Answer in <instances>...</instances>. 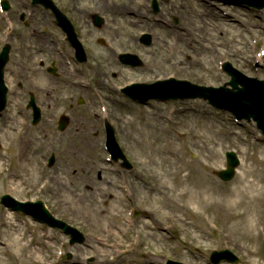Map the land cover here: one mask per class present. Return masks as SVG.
<instances>
[{
	"label": "rangeland",
	"instance_id": "rangeland-1",
	"mask_svg": "<svg viewBox=\"0 0 264 264\" xmlns=\"http://www.w3.org/2000/svg\"><path fill=\"white\" fill-rule=\"evenodd\" d=\"M8 1L12 11L23 10L24 7L40 10L32 8L30 0ZM134 1L131 7L136 11L140 8L143 13L159 16L173 27L168 29L153 23L130 26L116 17L113 22L109 20V50L141 54L147 60V70L132 72L120 68L115 63L116 56L110 51L103 50L102 53H109V58L114 59L116 64L109 68V78L112 79L109 87L112 90L108 94L109 104L105 103L109 109V122L114 127L117 142L134 167L128 170L122 167L121 162H107V153L103 148L105 134L101 120H96V116L102 118L105 110L92 94L90 101L77 107L79 111L69 112L67 105L65 108L49 109L48 117L53 118L49 120L46 117L37 126L26 118L25 109L10 106L0 115V155L9 158V169L20 177L21 183L14 186L12 181H0V224L11 217L20 230L27 231L29 239L36 241L44 234L45 241L52 247L43 254L47 262L52 261V257L56 264H168L169 261L212 264V254L225 249L240 258L238 264H264V136L256 124L247 121L238 123L233 114L218 111L199 99L162 101L143 106L131 103L118 90L127 82H154L156 77L165 80L170 76L180 82L222 87L231 80L221 70L222 63L227 62L245 76L264 81V9L202 0L209 10L205 14L202 9L194 11L196 4L192 0H188V4L183 2L186 11L181 8L179 0H157L160 11L154 13L153 0ZM56 2L73 5L82 11L98 9V0ZM122 2L126 3V0ZM36 15L43 18V13L36 12ZM16 21L18 27L15 34H21L27 42L31 38L30 33L35 32L37 27L31 24L30 28H24L18 15ZM47 28L48 32L43 37L57 40L58 29L54 25ZM2 30H5V25L0 20V46L4 39ZM141 33L153 36L152 47H144L132 37ZM96 35H99L98 32ZM90 45L97 55H101L102 49L94 39ZM257 57H262L263 61L257 62ZM111 72L117 76L112 78ZM186 108L192 110L186 111ZM63 112H68L71 118L66 135L58 131L53 120H58L57 116ZM163 137L166 142L173 141L176 145L175 159L158 150L166 145L161 141ZM227 151H236L241 159L231 182H223L217 175L226 167ZM17 152H20L19 157L15 156ZM51 153H55L57 163L54 168L48 169L45 160ZM172 163L175 165L172 171L180 168L184 170L183 174H190L192 181L197 180L199 175L211 179L215 195L209 196L200 209L201 218L207 223L190 213L173 210L162 197L149 195L137 186L133 187L135 189L129 200L124 197L122 186L125 183L152 182L150 178L160 171L158 167L166 171ZM247 168L253 171L248 181L257 183L258 179L263 180L260 184L263 188L251 192L260 199L256 211L261 224L258 230L262 235L255 242L249 237L244 222H238L230 214L233 212L230 205L235 200L234 192L238 186H243L238 181ZM162 171L160 175L164 176ZM91 182L94 183L92 188L97 190L85 195L82 187ZM41 186L45 187L44 190ZM104 188L109 189V194L101 190ZM4 194L20 202L44 201L56 218L83 234L84 243L70 245L69 237L61 230L49 228L30 216L4 207L1 203ZM142 206L157 208L161 215L156 216L153 210H149L146 217ZM100 209L109 210L108 215L102 214ZM117 215L121 217L115 218ZM150 215L161 225V231L143 224ZM253 216H250L252 221ZM170 224L173 228L168 229ZM1 225L0 235L4 229ZM6 240V237L0 236L1 246L7 243ZM107 241L109 248L104 244ZM255 248H260L256 258L251 255Z\"/></svg>",
	"mask_w": 264,
	"mask_h": 264
},
{
	"label": "bare ground",
	"instance_id": "bare-ground-1",
	"mask_svg": "<svg viewBox=\"0 0 264 264\" xmlns=\"http://www.w3.org/2000/svg\"><path fill=\"white\" fill-rule=\"evenodd\" d=\"M123 1V0H122ZM121 0H117L118 3L115 4L113 1L111 4H109V0H99L97 6L99 7V10L104 9V12L108 13L109 16L111 14L112 18H110L111 22L115 21L114 18L118 19L119 21H124L123 23L128 24L130 26H133L134 24H143V25H149V23H153L155 26H161L164 25V27L168 29H173V27L170 25V22H167L163 19H161L159 16L154 17L151 16L149 13H143L142 10L139 8V10H135L133 7H131L134 4V0H126V3H123ZM159 1V0H158ZM162 2H165V0H160ZM167 1V0H166ZM171 1V0H168ZM181 1V8L186 11V6L183 4V2L188 4V0H179ZM196 4L195 12L200 11L201 9L208 13L207 5L205 2L203 3L202 0H192ZM202 2V3H201ZM190 3V2H189ZM183 4V5H182ZM111 6V8H109ZM189 6V5H188ZM112 11V12H111ZM212 11V10H210ZM213 12V11H212ZM211 13V12H209ZM101 14V13H99ZM213 14V13H212ZM264 14V13H263ZM135 41L140 42L142 38V33L133 35L132 36ZM111 55L118 57V55L124 53V51H120L117 49H111L109 50ZM263 61L262 57H257V62L261 63ZM186 111H191L192 109L186 108ZM201 111H196V113ZM202 114V113H201ZM21 132H19L20 134ZM182 136V135H181ZM160 140V139H159ZM162 142H165L166 145L163 148H159L158 150L162 151L164 155H168L175 159L177 157V152L175 151L176 145L173 143V141L166 142L165 137L161 138ZM159 144V143H158ZM8 144V146H10ZM145 145V144H144ZM147 147H149V142L147 141ZM157 145V144H156ZM146 146V145H145ZM163 146V145H162ZM19 151V150H18ZM20 152H17V155L15 156L19 157ZM21 160V157L20 159ZM174 163L169 166L168 170L162 171V167L160 168V171H162V174H165L164 176L160 175V171L156 172L155 175L151 176L152 182L149 181H141L137 184H126L125 186H122L123 195L126 197V199H130L133 190L135 186L142 188L145 190L149 195L160 196L164 199L166 204L170 208H172L175 211L178 212H185L190 213L196 217L201 218V208L202 205L206 204L205 202L208 201L209 196L215 195L211 179L199 175L197 177V180L192 181L190 179V174H183L184 170L180 168H175V171L173 170ZM157 168V169H158ZM253 171L250 169L244 170L243 176L239 179V184L241 183L243 186H238V189L235 190V200L233 201V204L230 205L231 211L230 214L232 218L235 220L243 221L248 229V235L253 241H257V239L262 235V233L258 230L259 224V218H257L258 215V207L259 204V197L256 195H253L251 192H254V190H260V187H262L260 184L263 182L262 179H258L257 183H255L254 180L248 181V177ZM13 182L14 186L20 185V177L16 176L14 172H11L9 169V158L5 155H0V181ZM90 181V179L88 178ZM2 182V183H3ZM21 183V182H20ZM92 183V184H91ZM89 184H86L82 187L83 193L86 195V192H96L97 189H93L94 186L93 182ZM263 188V187H262ZM261 188V189H262ZM102 191H105L109 194V189H101ZM179 191V193L177 192ZM216 191V190H215ZM143 213L147 217V213L149 210H153L154 215L160 214V211L152 208H147V206H142ZM242 211H238V209H242ZM257 210V211H256ZM100 212L102 214L109 213V210L100 209ZM119 214V211H118ZM184 214V213H183ZM161 215V214H160ZM254 215L252 218L254 220L252 221L250 219V216ZM149 216V215H148ZM150 215L149 220L143 223L148 228H153L154 230L161 231V225L156 223L154 217L151 218ZM121 215L115 216V218H119ZM6 223H2L1 227L4 228L1 231V238L2 236L6 237L7 243L4 244V246H1L0 241V264H56V261L54 258L50 257L52 261L47 262V257L43 254L47 249H51V245L45 241V235L42 234L39 236L36 241L34 239H29L27 236V231L20 230V227L18 225H15L13 223V218L9 217L7 218ZM204 222L207 223L206 219ZM128 221L130 224H132L131 219L128 218ZM168 229L173 228V225H167ZM264 226V225H263ZM106 228L108 229L109 226L107 225ZM128 228V227H127ZM109 230V229H108ZM253 230L257 232H252ZM264 232V230H262ZM163 236V234H161ZM106 248H109V241L104 243ZM29 248V250H28ZM256 250L252 251L251 255L252 257L256 258L260 254V248H255ZM6 257L5 259L2 256ZM76 264V263H75Z\"/></svg>",
	"mask_w": 264,
	"mask_h": 264
},
{
	"label": "flooded vegetation",
	"instance_id": "flooded-vegetation-1",
	"mask_svg": "<svg viewBox=\"0 0 264 264\" xmlns=\"http://www.w3.org/2000/svg\"><path fill=\"white\" fill-rule=\"evenodd\" d=\"M62 12L75 26V31L82 43L85 57L77 55L73 45L67 41L66 32L58 25L53 14L45 10L43 21L44 26L53 24L58 28L62 43L51 40H43L44 32H38L39 41L32 42L26 40L21 34L12 36V52L9 63L5 69V83L8 88V104L14 107L26 109L28 119L32 120L30 111L31 97H34L36 104L44 109H60L68 105L71 110L75 109V103L88 102L90 99V87L81 86L76 81L86 78L90 83L95 82L101 92L109 94V68L114 66V62L107 55L101 54L96 57L90 45V40L94 36L93 29H100L103 34H108L103 23L97 27L94 21V14L88 11L79 10L75 6L67 4L61 5ZM16 21V12H12ZM20 20H24L22 14L18 15ZM48 18H51L49 20ZM24 26L36 25L35 21L21 22ZM84 26V27H83ZM86 27V28H85ZM84 30H87L84 32ZM43 40L44 42H42ZM25 42V43H23ZM100 49L109 51L106 43L98 45ZM106 53V52H105ZM81 58L84 61H81ZM144 64L140 67L142 68ZM139 67V68H140ZM158 69V66H155ZM113 76H116L113 74ZM46 87L43 90V87ZM77 94V97L62 96L65 91ZM45 92V93H44ZM82 96V97H81ZM68 99V101L64 99ZM71 98V100H70ZM86 98V100H85ZM109 100V96L107 97Z\"/></svg>",
	"mask_w": 264,
	"mask_h": 264
},
{
	"label": "water",
	"instance_id": "water-1",
	"mask_svg": "<svg viewBox=\"0 0 264 264\" xmlns=\"http://www.w3.org/2000/svg\"><path fill=\"white\" fill-rule=\"evenodd\" d=\"M47 0H34V3L43 2L46 3ZM154 7L157 11V3H154ZM145 42H149V36L145 37ZM8 53L9 49L6 48L4 50L3 54L0 56V80L2 78V70L6 63V60L8 59ZM125 59H128V57H125ZM226 70L233 76L232 82L230 83L234 89H238V85L242 84L244 85V89L238 90L237 93L231 92L232 97H234L233 102L231 101L228 106H225L224 104H221L215 99V96L218 95L222 91H225V88L221 89V91H217L214 89H207L203 87H198L191 85L187 82H180V84H186L191 88V93L183 95V93H179L172 90L170 82H162L158 84L156 87H159L157 90L158 92L162 93L161 97L163 99H176V98H197L201 97L204 99H209L213 105L217 107H229L231 110H234V112L237 114V117L239 119L247 118V120H250L252 117L255 119V121L258 124V127L263 131L264 133V82H258L256 80H247L243 77H241L240 74L233 71L229 65L226 66ZM242 79V80H240ZM244 81V82H243ZM254 85V86H253ZM138 89L136 91V94L134 97H138L141 101H145L148 98L143 97L147 95V92L154 89V86L150 87H134ZM142 91V92H141ZM170 91L171 94L169 93ZM143 93V95H142ZM225 93H228L225 91ZM5 90L1 86L0 87V101L2 99V106L0 105V110L4 108L5 104V98H4ZM173 94V95H172ZM154 96V95H152ZM157 97V96H155ZM67 125L66 121L61 122V129L65 128ZM113 130L111 127H109V147L111 152L113 153L114 159L117 161L119 159H124V167L130 168L132 167L126 160L125 156L123 155L122 151L118 148L115 139H114ZM227 161H228V168L226 170H223L219 173V176L225 180L226 182L231 180L234 177L235 174V168L239 165V159L236 156V153L229 152L227 153ZM51 163H53V159H51ZM2 203L6 205L7 207H10L13 209V211H22L26 214L32 215L36 220H39L43 223H47L48 225L52 227H58L63 229L66 233L70 234L72 236V244L74 243H82L84 241V238L77 230L74 228L68 226L66 223H63L59 220H56L49 211L45 208L44 204L42 202L37 203H20L15 200H13L10 196L5 195L2 198ZM223 261H228L232 263H237L238 258L231 253L228 250L222 251V252H215L212 256V262L215 264H220ZM170 264H176V263H170Z\"/></svg>",
	"mask_w": 264,
	"mask_h": 264
}]
</instances>
